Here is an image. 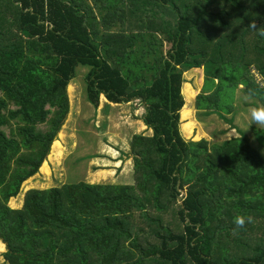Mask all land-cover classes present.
<instances>
[{
    "label": "trees",
    "instance_id": "1",
    "mask_svg": "<svg viewBox=\"0 0 264 264\" xmlns=\"http://www.w3.org/2000/svg\"><path fill=\"white\" fill-rule=\"evenodd\" d=\"M253 21L264 30V0H0L6 263L264 264V156L241 129L221 144L185 140L181 131L197 128L188 106L179 126L190 69L204 70L197 110L233 124L238 91L264 106V36ZM79 67L95 108L101 94L145 106L153 133L132 137L134 181L30 189L13 209L67 118ZM253 131L264 148V127ZM238 215L254 223L233 231Z\"/></svg>",
    "mask_w": 264,
    "mask_h": 264
},
{
    "label": "crops",
    "instance_id": "2",
    "mask_svg": "<svg viewBox=\"0 0 264 264\" xmlns=\"http://www.w3.org/2000/svg\"><path fill=\"white\" fill-rule=\"evenodd\" d=\"M113 30H115V28ZM167 47V44H165L164 53L167 52ZM190 70L183 73V83L181 86V94L184 99L183 106H186L187 104L188 107L189 98H186V95L184 94V88L188 86L192 93H195L196 97L203 89L205 83L203 68L194 69L198 71L200 70L202 75L201 80L198 81L197 84H195V80H192V78H188V72ZM75 81L77 80L73 79L69 84V88H67L68 97L70 101V110L68 114L71 115L70 117L74 118V120L71 119L72 121L77 122V119L79 120L82 117V112L80 101V87L79 85L77 86L78 83ZM101 99H103V105L107 106L109 110L103 112V108L99 111L97 110V108H95L94 111L99 112L98 116L100 120L108 123L110 122V128H107V123L103 129V135L101 134V137H103V142L99 144L98 155L94 159H92V161H90V169L88 170V174L85 177L84 183H109L120 185L132 184L130 183L131 180H133L134 172V161L130 151V142L132 140V137L135 134L151 135L153 133V130L146 125L143 119L145 113V106L139 100H133L126 103H110L105 99L103 94L100 95V103ZM191 101H195V99L193 98L191 99ZM189 109L192 110V112L194 110V112L198 111L196 108ZM229 123V126L226 127L224 131L225 134L229 133V136L226 139L227 141L231 140L232 137H237L240 135V133L238 132V128L234 126L231 122ZM197 125L199 126V122ZM179 126H181V124ZM227 128H231V130H229L228 132ZM232 130H234V132L230 133ZM67 132L68 131L64 129H61L59 131L58 137L53 142L50 153L47 159L41 165L38 173L26 179L21 185L20 192L16 196L10 198L8 205L11 208H21L24 203L25 193L30 189L53 188L56 186V184H53L54 182H58L57 187H60L65 184L61 182V180H59L58 175H60L61 179L65 178L63 163L65 159L72 154L73 147L75 148L76 146V141L74 140L75 134L73 135V137H71L70 135H68ZM181 134L185 140L199 141L201 139H206L209 142L211 141V137H204V135H202L200 131L199 136L197 137H194L193 135H186L182 131ZM70 140L72 142H70ZM222 142H225V140ZM222 142H220V144ZM56 143H59L60 147L59 149H57V151L54 152V145ZM72 145L73 147H71ZM124 148L125 150H123ZM49 181H51V183ZM0 250L2 251V253H5L6 251V246L1 241Z\"/></svg>",
    "mask_w": 264,
    "mask_h": 264
},
{
    "label": "rangeland",
    "instance_id": "3",
    "mask_svg": "<svg viewBox=\"0 0 264 264\" xmlns=\"http://www.w3.org/2000/svg\"><path fill=\"white\" fill-rule=\"evenodd\" d=\"M86 71H88L87 68L79 67L77 69V76L75 78V80H77L75 82L78 83L77 86L79 85L80 92H81L80 101H81V112H82L81 116L82 117L79 120L77 119V122H75L71 120V119L74 120V118L70 117L71 115L68 114L69 119L67 115V118L61 128V129L67 130L68 135H70L71 137H73V135L75 134L74 140L76 141V146L75 148L73 147V145L71 146L73 147L72 154L69 157H67L63 163V167L65 171V178L61 179L60 175H58L59 180H61V182L65 184H70V185L84 183L85 177L87 176L88 170L90 169V161H92V159H94L98 155L99 144L103 142L102 140L103 137H101L103 135L102 132L104 131L103 129L108 123V122L100 120L98 116L99 112L97 111L95 112L94 111L95 107L91 103H89L87 100L86 85H85V80H84V77L87 73ZM251 71L254 77L261 84H263L262 83L263 81H261V77L258 75L257 71L253 68L251 69ZM188 78L189 79L192 78V80H195V84H197L198 81H200L202 78L201 71L194 70V69L190 70L188 72ZM204 80H205V77H204ZM68 88H69V85H68ZM187 90H190L188 86H187ZM196 97H195V93H192L191 97L190 96L188 97L189 98L188 99L189 108H195V101H191V99L193 98L196 99ZM251 101H254V99L246 95L242 91H238L236 105H235L236 112L233 117L234 119L233 125L236 126L238 129H241V131L245 132V134H247V136L249 137V140L252 146L264 156V148L261 147L260 142L258 144V142L256 141L254 131H253L254 127H259V126H256L255 124L251 123V116H250L251 109L257 108L256 105H254L253 103L250 104ZM193 102H194V106H193ZM103 106H104L103 99H101V103L98 106L99 109L97 108V110L99 111L102 108H103L102 109L103 112L109 110L107 106H104V107ZM183 107H181L180 112H179L180 124H181V112H182ZM194 111L192 112L191 110L192 112L191 119L195 122L196 126H198L197 124L199 122V126L194 130V133H193L194 137L199 136V131H200L202 135H204V137H207V136L211 137V141H210L211 144H220V142L224 140L227 141L226 139L229 136V133L225 134L224 131L226 127H228L230 124L228 121L220 118L217 113L206 114L203 111H199V110L196 112ZM3 128L6 130L7 133H9V127L5 126ZM107 128L108 129L110 128V122L108 123ZM39 129L46 130L47 125H42L40 126ZM229 130H231V128L228 129V132ZM233 132L234 130H232L230 133H233ZM70 142L72 141L70 140ZM123 150H125V148ZM130 151H131V142H130ZM49 182L51 183V181ZM130 183H133V180H131ZM53 184H56L55 187H57L58 182L56 183L54 182ZM0 264H7L5 261L4 253H2L1 250H0Z\"/></svg>",
    "mask_w": 264,
    "mask_h": 264
},
{
    "label": "clouds",
    "instance_id": "4",
    "mask_svg": "<svg viewBox=\"0 0 264 264\" xmlns=\"http://www.w3.org/2000/svg\"><path fill=\"white\" fill-rule=\"evenodd\" d=\"M249 27L253 31H259V35L264 36V30H261V28L257 29L254 21L252 24L249 25ZM250 116H251L252 124H255L256 126L259 127H264V106L251 109ZM233 223L236 226V228L233 230L235 231L236 229L243 228L246 224L254 223V218L250 215L249 216L238 215L234 218Z\"/></svg>",
    "mask_w": 264,
    "mask_h": 264
}]
</instances>
